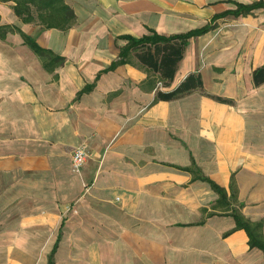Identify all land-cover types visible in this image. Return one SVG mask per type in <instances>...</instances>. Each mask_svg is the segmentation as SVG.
Here are the masks:
<instances>
[{"label": "crops", "instance_id": "1", "mask_svg": "<svg viewBox=\"0 0 264 264\" xmlns=\"http://www.w3.org/2000/svg\"><path fill=\"white\" fill-rule=\"evenodd\" d=\"M62 1L75 15L65 30L23 23L0 2V24L64 59L47 70L18 34L0 40V264H47L59 231L54 264H264L229 215L264 234V81L252 77L264 8L189 38L170 82L139 47L80 93L118 58L120 37L186 33L259 0ZM189 75L201 86L155 100ZM192 161L227 200L183 170Z\"/></svg>", "mask_w": 264, "mask_h": 264}, {"label": "trees", "instance_id": "2", "mask_svg": "<svg viewBox=\"0 0 264 264\" xmlns=\"http://www.w3.org/2000/svg\"><path fill=\"white\" fill-rule=\"evenodd\" d=\"M2 3L12 2V11L15 16H17L23 23H31L38 21L44 28H56V29H68L74 22L75 15L73 10L64 4L62 0H0ZM236 10L227 11L219 14L212 18L211 23L190 30L186 33L171 35L168 37L158 35L154 31H150L149 35L134 38L131 36L120 37L126 40V44L120 48L118 58L113 61L109 67L101 71L95 78L94 83L87 85L83 88L80 93L90 91L94 85L99 75L102 72H107L115 69L118 65L125 64L129 62V56L132 50L139 47H146V51H143L138 55V58L145 61L146 64L151 66L155 71L160 72L162 78L170 82L173 78L176 64L181 59L185 46L189 38L196 37L214 28L213 20L226 16L228 14L232 15H246L250 14L253 10L257 8H264V1L259 0L258 2L243 5L236 3ZM7 34H18L23 44L26 45L35 55L39 58L44 59L47 57V61L43 62V67L47 70H52L53 68L61 65L64 61L63 58L53 55L49 50L42 48L37 44L35 39L26 33H24L18 26L11 24H0V40H4ZM161 44V46H159ZM154 47L153 53H151V48ZM161 53V56L158 55ZM253 81L255 84H259L264 81V64L261 68L256 69L253 74ZM195 82L197 86H201V82L198 78L189 75L174 91L169 93H157L155 100H169L175 98L189 89V83ZM79 93V94H80ZM220 102H228L226 99L217 98ZM183 170L189 171L194 179L205 181L209 184L211 189L218 194L217 203L227 200L226 190L216 183L211 181L208 177L204 176L200 170L196 167L194 162L188 168ZM230 188H233L232 179ZM234 198L233 194H230ZM228 204V202L226 201ZM229 215L233 218L235 226L233 230L242 229L245 231L248 237V246L250 248L259 249L264 256V234L262 232V222H253L245 218L237 209L230 211ZM63 224V223H62ZM62 224L60 227H62ZM60 231L57 239L48 255V263L54 264L53 256L58 246L60 240Z\"/></svg>", "mask_w": 264, "mask_h": 264}, {"label": "built area", "instance_id": "3", "mask_svg": "<svg viewBox=\"0 0 264 264\" xmlns=\"http://www.w3.org/2000/svg\"><path fill=\"white\" fill-rule=\"evenodd\" d=\"M86 151L84 147H77L73 150L72 153V168L74 172H79L81 169L85 159H86Z\"/></svg>", "mask_w": 264, "mask_h": 264}, {"label": "rangeland", "instance_id": "4", "mask_svg": "<svg viewBox=\"0 0 264 264\" xmlns=\"http://www.w3.org/2000/svg\"><path fill=\"white\" fill-rule=\"evenodd\" d=\"M7 7L8 6L3 5V8L1 9V12L4 18H5V12L7 11Z\"/></svg>", "mask_w": 264, "mask_h": 264}]
</instances>
